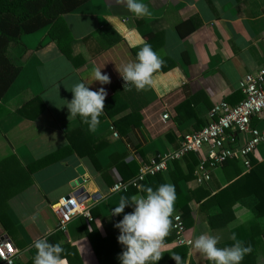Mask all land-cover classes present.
<instances>
[{"label": "crops", "instance_id": "0c3cea01", "mask_svg": "<svg viewBox=\"0 0 264 264\" xmlns=\"http://www.w3.org/2000/svg\"><path fill=\"white\" fill-rule=\"evenodd\" d=\"M142 2L148 5L151 16L137 18L119 0H88L64 15L77 64L59 52L47 30L22 36L25 60L0 101V160L10 154L17 159L8 163L11 166H0V206L7 205L5 213L15 231L8 235L0 223V240H10L18 250L14 264L33 259L34 241L54 235L61 245L69 244L76 249L82 264H99L87 236L86 218H74L65 232L57 229L58 216L54 211L62 197L73 196L71 184L79 178L76 169L84 170L81 203L96 216L94 223L99 235L102 238L107 234L119 235L114 225L124 214L132 212L134 205L127 206L120 216L112 215L121 193H114L111 188L121 177L115 167L108 166L109 156L116 162L134 161L139 165L140 161L173 151L179 138L193 131L196 121L194 117L185 118L187 114L177 119L175 107L186 98V93L195 98L200 118L209 123L213 106L220 101L230 105L240 102L239 81L246 74L264 68V0ZM151 37H155L154 51L163 60L162 67L154 75L151 87L137 91L133 86L130 91L125 90V81L116 65L135 61L138 53L135 50ZM95 67L110 76V84L93 81ZM80 82L93 91L104 87L107 97L114 92L123 93L128 107L140 110V128L129 130L126 137L121 134L116 139L112 137L111 122L128 113L127 109L91 131L94 138L108 143L98 157L101 171L95 170L87 159L73 155L29 174L24 170L26 165L64 147L65 134L77 126L76 117L69 120L65 104L73 98L72 86ZM36 97L41 99L43 111L24 115L22 108ZM165 114L167 118L163 119ZM260 128L264 129V125ZM195 157L199 161L202 155ZM180 165L183 174H188L186 160ZM168 172L162 175L165 183H171ZM27 181L30 185L5 200L3 185L8 184L16 191ZM229 183L220 167L211 173L207 188L210 194H216ZM198 186L193 178L184 183L185 189L191 191ZM138 194L145 193L138 191L134 195ZM200 204L195 200L189 203L193 214L191 225L185 227L186 240L190 242L207 232L220 237L218 247H226L234 243L231 239L234 233L245 246L251 247L241 264H264V232L249 207L236 203L228 215V223L212 229L207 211ZM174 237L170 231L157 264H169L175 260L173 256L178 257L179 264H211L191 244L176 245ZM182 247L186 248L185 255ZM122 251L115 256L117 264H121L118 255ZM67 260L69 264H78L72 257Z\"/></svg>", "mask_w": 264, "mask_h": 264}, {"label": "trees", "instance_id": "16d2710c", "mask_svg": "<svg viewBox=\"0 0 264 264\" xmlns=\"http://www.w3.org/2000/svg\"><path fill=\"white\" fill-rule=\"evenodd\" d=\"M86 2L88 0H0V101L18 76L21 61L25 60L26 49L22 43V36L24 35L47 30L48 37L54 42L59 52L66 59L77 64V60L72 56V37L64 22L63 16L71 13ZM180 36H184V34L181 33ZM154 43L155 37L148 38L145 42L153 50L156 48ZM145 44L141 45L135 52H138ZM242 99L243 95L241 96ZM194 100L195 98L193 96L186 93V98L175 107L178 120H181L183 114H187L185 118H195L196 121L193 125L192 132L198 131L208 124L206 119L200 118ZM125 102L123 93L114 92L106 98L104 113L99 117L100 123H102L106 119H114L117 115L128 109V113L115 118L110 124L113 130L118 135L121 134L122 137H126L129 130L139 129L141 126L140 110L134 107L129 108ZM43 108L41 99L36 97L27 102L22 109L24 110V115L29 116L33 111L37 115L40 111H43ZM76 119L78 121L77 126L65 134L67 144L27 164L24 169L26 172L29 174L34 173L73 155H76L78 158L87 159L95 170L101 171L98 157L108 147V143L105 140L94 138L91 130H89V125L84 123L79 116ZM177 147L178 144L176 145ZM16 160V157L10 154L0 160V166H11L8 163H13ZM183 160H186V166L189 170L186 175L183 174L180 168V162ZM250 160L251 169L245 173L239 160H227L221 167L230 183L225 188L220 189L216 194H210V190L207 188L208 185L198 186L193 191L185 189L184 183L192 178L195 179L193 171L198 164V160L194 154H189L180 161L172 162L168 170V177L176 189L177 199L175 201L174 211L181 215L185 227L192 223L193 213L189 203L195 200L197 203H201L200 207L202 210L206 209L208 225L212 229L226 225L233 205L240 203L241 205L249 207V210L259 221L260 231L264 232V163H260L256 157H251ZM108 166L115 167L121 177V181L124 182L136 176L139 168V165L134 161L128 163L113 161L112 155L109 156ZM162 175L157 174L152 177H147L141 183L139 191L144 193V189L147 187L154 189V187L164 184L165 181ZM30 183V181H27L25 186H22L16 191L12 190L13 187H10L8 184L3 185V192L6 194L5 200L22 191ZM136 192L138 190L129 187L126 192H121L120 195L131 197ZM7 208L5 203L0 206V223L8 235H13L15 232L14 225L5 213ZM90 214L92 220H86L88 221L90 230H88L87 236L98 263L117 264L115 256L124 249V246L118 242L117 237L119 235L107 234L102 238L94 223L96 216L91 212ZM57 238L54 235L47 240L49 243L56 244L58 243ZM61 246L65 249L64 253H62L63 257H72L78 264H82L74 247H70L69 244H63ZM182 248L180 249L183 250V255H185L186 248ZM175 262V260H172L169 264H174ZM24 264H34V261L31 258Z\"/></svg>", "mask_w": 264, "mask_h": 264}, {"label": "clouds", "instance_id": "9594fccd", "mask_svg": "<svg viewBox=\"0 0 264 264\" xmlns=\"http://www.w3.org/2000/svg\"><path fill=\"white\" fill-rule=\"evenodd\" d=\"M127 10L137 18L152 15L148 5L142 0H119ZM163 60L145 44L137 53L136 60L117 66L122 79L125 81L124 89L130 91L134 86L137 91L145 90L154 83V75L161 69ZM93 81L101 85L111 83L110 76L102 73L100 67L92 71ZM72 100L66 101L69 110V120L79 116L89 125V130L95 131L99 125V117L104 113L105 100L108 95L104 87L97 91L91 90L83 82L72 86ZM145 194L121 196L118 206L112 210V215H120L129 205H134V210L124 214L123 219L114 227L119 229L118 242L124 246L118 255L121 264H157L162 259L166 249L165 239L172 229V216L177 199L175 186L171 183L159 185L155 190L152 187L144 189ZM90 231V230H89ZM231 246L218 247L220 237L207 232L200 234L190 241L191 246L202 254L211 264H241L244 257L251 252L250 246L237 239L233 233ZM36 253L33 257L34 264H69L66 257L62 256L65 249L60 243H49L46 238L34 241ZM179 264V259L173 256Z\"/></svg>", "mask_w": 264, "mask_h": 264}, {"label": "built area", "instance_id": "2783aa9c", "mask_svg": "<svg viewBox=\"0 0 264 264\" xmlns=\"http://www.w3.org/2000/svg\"><path fill=\"white\" fill-rule=\"evenodd\" d=\"M238 90L243 99L235 105L220 101L210 112V122L198 131L183 134L178 140V147L173 151L140 161L138 173L130 180H121L113 184L114 193L126 192L129 187L140 190L141 183L147 177L168 172L174 161H180L189 154H201L193 176L199 186H207L211 173L220 168L227 160L241 162L244 173L251 169V157L264 160L260 146L264 145V68L246 74L238 83ZM163 119L167 115L162 116ZM258 125H253L252 123ZM113 138L118 134L110 126ZM260 156V157H259ZM55 214L58 216L57 229L65 232L69 223L79 216L92 220L90 209L72 195L68 200H59ZM171 232L178 246L189 245L184 237L185 225L181 215L174 211ZM18 250L10 240H0V264H14Z\"/></svg>", "mask_w": 264, "mask_h": 264}, {"label": "water", "instance_id": "95a60500", "mask_svg": "<svg viewBox=\"0 0 264 264\" xmlns=\"http://www.w3.org/2000/svg\"><path fill=\"white\" fill-rule=\"evenodd\" d=\"M77 174L79 175V178L71 184V188L73 189V196L77 197L78 202H83L84 196H81L84 189L82 188L83 178H81L84 175V170L81 167H78L76 169ZM70 198V195L65 196V199L68 200Z\"/></svg>", "mask_w": 264, "mask_h": 264}, {"label": "rangeland", "instance_id": "374dc122", "mask_svg": "<svg viewBox=\"0 0 264 264\" xmlns=\"http://www.w3.org/2000/svg\"><path fill=\"white\" fill-rule=\"evenodd\" d=\"M260 149H261V150H264V145H261V146H260ZM263 153H264V151H263ZM14 196H15V195H14Z\"/></svg>", "mask_w": 264, "mask_h": 264}]
</instances>
